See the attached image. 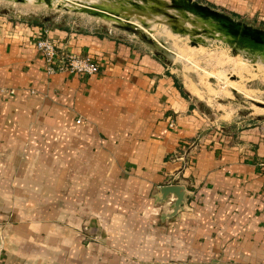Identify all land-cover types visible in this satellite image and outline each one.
<instances>
[{
    "label": "crops",
    "instance_id": "crops-1",
    "mask_svg": "<svg viewBox=\"0 0 264 264\" xmlns=\"http://www.w3.org/2000/svg\"><path fill=\"white\" fill-rule=\"evenodd\" d=\"M59 17L0 11V264H264V119L210 120L164 59ZM38 35L98 70L45 71Z\"/></svg>",
    "mask_w": 264,
    "mask_h": 264
},
{
    "label": "rangeland",
    "instance_id": "rangeland-1",
    "mask_svg": "<svg viewBox=\"0 0 264 264\" xmlns=\"http://www.w3.org/2000/svg\"><path fill=\"white\" fill-rule=\"evenodd\" d=\"M70 1L78 0H50V4L43 0H0V11L15 17H53L55 22L61 15L59 19L81 29L120 33L164 59L208 119L217 123L236 120L239 125L264 119V55L258 51L211 37L208 34L215 32L200 18L148 0H134L141 8L130 0H80L103 3L119 11L120 20L74 9ZM56 3L67 8L56 7ZM228 14L264 29V22L254 17Z\"/></svg>",
    "mask_w": 264,
    "mask_h": 264
},
{
    "label": "water",
    "instance_id": "water-1",
    "mask_svg": "<svg viewBox=\"0 0 264 264\" xmlns=\"http://www.w3.org/2000/svg\"><path fill=\"white\" fill-rule=\"evenodd\" d=\"M21 1V0H17ZM45 3L50 4V0H43ZM143 2L147 0H142ZM157 6H166L177 10L182 15L190 13L210 26V30L215 33H209L211 37L219 38L228 44L235 43L238 46L255 50L264 55V29L251 26L239 19H235L229 14L214 9L205 3L197 0H148ZM72 8L80 11H85L90 14L100 15L111 20H120V13L117 10L110 8L103 3H85L78 1H70ZM130 3L135 7L141 8L142 5L134 0ZM67 8L66 6L56 3V7ZM159 12L162 10L158 9ZM125 22H127L125 20ZM181 29V28H180ZM160 197L159 201H163L168 194H172L171 211L166 215H172L177 212L183 205L186 204L188 191L178 183L164 184L158 188Z\"/></svg>",
    "mask_w": 264,
    "mask_h": 264
},
{
    "label": "built area",
    "instance_id": "built-area-1",
    "mask_svg": "<svg viewBox=\"0 0 264 264\" xmlns=\"http://www.w3.org/2000/svg\"><path fill=\"white\" fill-rule=\"evenodd\" d=\"M33 41L36 49L43 57L44 68L47 72L66 71L91 74L98 70V63L88 55L59 51L47 36L38 35ZM258 163L264 170V157Z\"/></svg>",
    "mask_w": 264,
    "mask_h": 264
},
{
    "label": "flooded vegetation",
    "instance_id": "flooded-vegetation-1",
    "mask_svg": "<svg viewBox=\"0 0 264 264\" xmlns=\"http://www.w3.org/2000/svg\"><path fill=\"white\" fill-rule=\"evenodd\" d=\"M208 5V4H207ZM209 6V5H208ZM211 7V6H210ZM212 8H214V7H212ZM215 9V8H214ZM218 10V9H217ZM219 11H221V10H219ZM223 12V11H222ZM228 14V13H227ZM230 15V14H229ZM231 16V15H230Z\"/></svg>",
    "mask_w": 264,
    "mask_h": 264
}]
</instances>
